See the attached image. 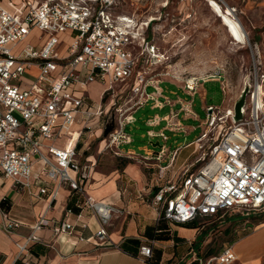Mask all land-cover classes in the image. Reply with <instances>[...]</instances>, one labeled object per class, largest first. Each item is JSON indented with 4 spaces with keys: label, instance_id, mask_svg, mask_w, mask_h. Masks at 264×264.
Listing matches in <instances>:
<instances>
[{
    "label": "built area",
    "instance_id": "obj_1",
    "mask_svg": "<svg viewBox=\"0 0 264 264\" xmlns=\"http://www.w3.org/2000/svg\"><path fill=\"white\" fill-rule=\"evenodd\" d=\"M18 1V5H11L19 12L0 6V176L24 189H29L32 181L39 183L38 196H46L49 206L59 187H67L81 199L77 202L78 213L65 211V216L74 217L75 222H58L44 215L34 222L24 243L17 245L16 259L27 264L30 245L39 241L36 232L41 229L82 241L77 227L87 228L81 220L83 210L89 211L97 222L94 237L98 245L110 246L107 227L112 214L119 211L86 192L95 164L80 162L75 149H60L48 142L68 133L77 119L83 123V131H92L94 120L100 122L104 131L113 122V111L118 118L106 135V148L130 143L124 128L134 119L127 113L153 99L147 89L154 82L140 64L158 60L161 54L146 34L149 21L114 12L117 0ZM33 29L45 32L49 38L40 46L28 45L15 52L14 47ZM66 33L71 42L60 52L56 35ZM33 68L37 70L33 83L22 85L23 75ZM94 82L105 84L99 103L91 102L86 94ZM120 84L128 95L119 101L114 86ZM196 86L197 81L190 79L184 89L194 92ZM240 113L241 118L236 120L234 106L207 107L204 127L194 141L199 156L182 168L176 180H165V168H159L160 186L151 203L158 220L184 225L203 217H216L221 225L226 214L237 215L246 223L251 216L264 214L263 74L249 88ZM175 157L176 153L172 162ZM34 164L39 167L37 172L32 169ZM194 164L197 167L193 171ZM42 178L54 183L55 188L48 190ZM0 212L6 232L21 226V222L1 209ZM138 258L148 263L151 247L140 246ZM236 262L235 252L226 246L207 258L193 254L184 264Z\"/></svg>",
    "mask_w": 264,
    "mask_h": 264
},
{
    "label": "crops",
    "instance_id": "obj_2",
    "mask_svg": "<svg viewBox=\"0 0 264 264\" xmlns=\"http://www.w3.org/2000/svg\"><path fill=\"white\" fill-rule=\"evenodd\" d=\"M0 6L3 7L1 1ZM25 40L14 47L15 52L20 51L19 48ZM30 71L37 72L35 68ZM97 84L100 85L98 82L90 84L86 90L91 102L94 101L89 95V90ZM161 84L163 82L152 84L156 91L153 86L149 87L152 88L153 99L145 106L149 105L153 111L167 110L165 114L161 116L155 114L146 121V125L158 128V131L152 133L158 135L153 138L163 141L161 146L166 151L163 158L161 155L157 160L159 150L154 151L148 146L125 147L132 142L106 148V136L97 120L92 122L93 130L86 132L82 130L81 120L77 119L68 133L48 142L60 149H75L80 162L85 160L93 162L95 167L86 183V192L97 201L112 204L119 212L112 214L107 227L109 247L103 248L98 245L94 237L98 229L97 222L89 211L83 210L81 220L87 223V228L80 230L77 227V232L83 236L82 241L65 234L54 235L48 228L41 229L36 232L39 241L30 245L27 264H184L185 259L192 257L193 254H196V258H203L201 249L205 243L206 246L215 243L213 239L216 233L227 238L217 253L222 248L230 246L237 256L235 264H264V219H256V216H253L246 223L232 218L215 229L207 228L206 232H202L201 228L191 229L184 225H171L164 220H158V212L151 203L160 186L159 168H165V180H173L174 170L192 163L190 159L196 154L194 148L196 138L187 144L177 140L193 131V128L183 125V121L196 119L192 109L193 102L186 98L189 96L187 92H179L173 83L169 84L175 89L168 92L162 89ZM103 89L99 92V101L95 103L100 102ZM172 122L173 124L176 122V127L171 125ZM95 142L97 149L92 151L91 147ZM189 148H192L189 155L179 161L183 151ZM108 149L113 155L111 156L113 165L104 167L99 165L97 158ZM175 153L176 157L172 162L171 158ZM38 168L37 164L32 167L34 172H37ZM41 182L48 190L55 188V184L46 179L42 178ZM38 188L37 182L32 181V186L24 189L16 186L12 179L0 176V209L6 212L8 217L21 222L20 227L6 232L0 212V264H23L16 259L17 245L24 243L31 232V226L39 217L44 215L47 219L58 222H75L74 217L65 216V211L71 209L74 213L79 212L77 202L81 199L77 194L65 186L59 187L56 199L49 206L46 196H38ZM228 226L229 233L224 235V230ZM142 245L151 247V258L148 263H142L138 258L139 247Z\"/></svg>",
    "mask_w": 264,
    "mask_h": 264
},
{
    "label": "rangeland",
    "instance_id": "obj_3",
    "mask_svg": "<svg viewBox=\"0 0 264 264\" xmlns=\"http://www.w3.org/2000/svg\"><path fill=\"white\" fill-rule=\"evenodd\" d=\"M221 8H229L234 18L243 28L247 38V44L238 45L232 40L222 25L220 16L212 12L207 0H117L114 12L133 16L138 21H149V28L146 32L158 48V60L150 59L145 67L147 74L154 83L163 82L161 87L167 92L175 89L179 92H187L186 98L193 102L195 120L183 121V125L193 128L189 135H182L177 138L182 144L193 141L201 134V124L206 120V108L209 106L221 109H231L240 99L245 88L255 85L256 78L264 75V0H214ZM17 0H1V4L7 10L19 12L11 4H18ZM59 51L63 52L70 44L71 38L66 34H57ZM49 35L33 29L27 39L20 46V50L28 45L40 46ZM142 69V68H141ZM195 79L197 86L194 92L184 89L187 80ZM34 81V72L25 73L21 79L22 85H29ZM169 82V83H168ZM18 83V82H16ZM105 85V84H104ZM104 85H95L90 88L89 95L94 102H98V95ZM123 85L114 86L115 94H119V101L126 99L128 93ZM152 88L147 92L151 93ZM247 91V92H248ZM123 92H125L123 94ZM184 92V93H185ZM107 98V96H106ZM105 98V99H106ZM247 100V93L244 102ZM106 101V100H105ZM129 106V105H126ZM167 112L153 111L149 105H144L136 111V108L127 114H132L134 121L125 126V133L130 142L125 147L148 146L154 151L159 150V156L164 157L166 151L161 146L163 141L157 137L158 128L153 125H146L147 120L155 114L163 115ZM176 117V115H175ZM117 113L112 111L111 119L115 123ZM113 123V124H114ZM149 123V122H148ZM172 126L176 127V122ZM204 126L202 125V128ZM150 137V138H149ZM163 138V136L161 135ZM153 138V139H152ZM164 139V138H163ZM151 142V144H150ZM159 142L160 147H153L152 143ZM97 142L92 144V151L97 149ZM128 144V143H124ZM169 145V143H166ZM103 146V144H102ZM110 149L98 155L99 165L108 167L113 165ZM192 148L185 149L180 155L179 161L189 155ZM161 151H164L161 153ZM199 156L197 152L192 160ZM194 164L192 167L196 166ZM196 168V167H195ZM193 169V171L195 170ZM192 170V169H191ZM176 180L181 172L174 170ZM165 172V171H164ZM264 214L256 216V219H264ZM234 218L230 214L224 216L225 220ZM196 226L206 232L207 228L220 226L216 218H204L196 222ZM227 240L222 234L216 233L213 241L215 243L201 249L202 257H210L215 254H207L208 249L217 248ZM211 246H213L211 248Z\"/></svg>",
    "mask_w": 264,
    "mask_h": 264
},
{
    "label": "bare ground",
    "instance_id": "obj_4",
    "mask_svg": "<svg viewBox=\"0 0 264 264\" xmlns=\"http://www.w3.org/2000/svg\"><path fill=\"white\" fill-rule=\"evenodd\" d=\"M210 9L216 15L218 14L222 25L226 28L227 33L235 42V44L242 45L247 44V38L243 31V28L234 18L232 11L225 7L224 9L220 7L214 0H207Z\"/></svg>",
    "mask_w": 264,
    "mask_h": 264
},
{
    "label": "trees",
    "instance_id": "obj_5",
    "mask_svg": "<svg viewBox=\"0 0 264 264\" xmlns=\"http://www.w3.org/2000/svg\"><path fill=\"white\" fill-rule=\"evenodd\" d=\"M148 39L150 40V37H149V35H148ZM114 128V124H113V122H111V123H109L107 126H106V128H105V130H104V136H106L112 129ZM197 167V166H196ZM195 167H193L192 168V170L194 169ZM232 216H234V219H235V221L237 220V221H244L245 219H242L241 217H239V216H237V215H233L232 214ZM255 216H258V215H255ZM251 217H253V216H251ZM250 217V218H251ZM204 218H216V217H203V218H200V219H197V220H195V221H192V222H189V223H187V224H184V226H186V227H188V228H191V229H195V228H199V227H197L196 226V222H198L199 220H201V219H204ZM249 218V219H250ZM232 219V218H231ZM248 219V220H249ZM228 220H225V222H227ZM183 226V225H182ZM229 230H230V226H228L225 230H224V235H227L228 233H229ZM30 250V249H29ZM219 250V248H217V250H216V252L214 253V250L213 249H208L207 250V254H209V255H212V254H215L216 255V253H217V251ZM203 253V252H202ZM203 258H206V257H203ZM150 261V260H149Z\"/></svg>",
    "mask_w": 264,
    "mask_h": 264
},
{
    "label": "water",
    "instance_id": "obj_6",
    "mask_svg": "<svg viewBox=\"0 0 264 264\" xmlns=\"http://www.w3.org/2000/svg\"><path fill=\"white\" fill-rule=\"evenodd\" d=\"M247 91H248V89L245 88L244 91L242 92L240 99L234 104V113H235V119L236 120H239L241 118L240 110L244 105V100H245V96H246ZM152 146L160 147L158 142L152 143Z\"/></svg>",
    "mask_w": 264,
    "mask_h": 264
}]
</instances>
